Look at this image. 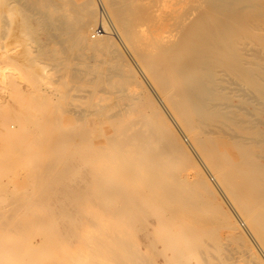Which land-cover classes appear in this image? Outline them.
Returning a JSON list of instances; mask_svg holds the SVG:
<instances>
[{"label": "rangeland", "instance_id": "obj_1", "mask_svg": "<svg viewBox=\"0 0 264 264\" xmlns=\"http://www.w3.org/2000/svg\"><path fill=\"white\" fill-rule=\"evenodd\" d=\"M73 1L0 0V264H264L257 7Z\"/></svg>", "mask_w": 264, "mask_h": 264}, {"label": "bare ground", "instance_id": "obj_2", "mask_svg": "<svg viewBox=\"0 0 264 264\" xmlns=\"http://www.w3.org/2000/svg\"><path fill=\"white\" fill-rule=\"evenodd\" d=\"M7 1H9V0H7ZM11 1H13V0H11ZM37 1V0H36ZM73 0H71V2H72ZM75 1V0H74ZM73 1V2H74ZM89 1V0H88ZM105 1H107V0H105ZM113 1V0H112ZM144 1V0H143ZM154 1V0H153ZM156 1H158L159 2V0H155L154 2L156 3ZM207 1V0H206ZM234 2L236 1V0H233ZM17 2H19V1H17ZM49 2V1H48ZM80 2H81V0H80ZM84 2V1H83ZM102 2H104L103 0H102ZM110 2V1H109ZM129 2V1H128ZM131 2V1H130ZM139 2V1H138ZM212 2V1H211ZM237 2V1H236ZM242 2L245 4V5H247V4H249L250 3V5H254L255 7H257L256 9H257V14L260 16V20H261V22L264 24V0H242ZM20 3V2H19ZM27 3V2H26ZM51 3V2H50ZM75 3H76V1H75ZM82 3V2H81ZM89 3V2H88ZM90 3H91V1H90ZM210 3V2H209ZM21 4V3H20ZM25 4V3H24ZM23 4V5H24ZM40 4V3H39ZM57 4V3H56ZM68 4H69V2H68ZM86 4V3H85ZM105 4V3H104ZM117 4V3H116ZM129 4V3H128ZM159 4H160V2H159ZM230 4V3H229ZM228 4V5H229ZM33 5H34V3H33ZM38 5V4H37ZM49 5V4H48ZM55 5V4H54ZM72 5V4H71ZM78 5H79V3H78ZM83 5V4H82ZM91 5V4H90ZM125 5V4H124ZM127 5V4H126ZM130 5V4H129ZM134 5V4H133ZM136 5V4H135ZM156 5V4H155ZM216 5V4H215ZM224 5V4H223ZM232 5V4H231ZM234 5V4H233ZM39 6V5H38ZM63 6V5H62ZM68 6H70V5H68ZM77 6V5H76ZM84 6V5H83ZM114 6V5H113ZM160 6V5H159ZM5 7H7V10L8 9H10L9 7H8V5L6 6V3H5ZM14 7V6H13ZM12 7V8H13ZM24 7V6H23ZM28 7V6H27ZM27 7H25V8H27ZM88 7H90V6H88ZM95 7V6H94ZM104 7L105 8H107V6L106 5H104ZM128 7V6H127ZM126 7V9H128ZM137 7V6H136ZM150 7V6H149ZM248 6H246V8H247ZM32 8V7H31ZM87 8V7H86ZM120 8V7H119ZM131 8V7H130ZM142 8V7H141ZM209 8V7H208ZM220 8V7H219ZM221 8H222V6H221ZM15 9V8H14ZM34 9V8H33ZM65 9V8H64ZM85 9V8H84ZM109 9V7L107 8V10ZM112 9V8H111ZM132 9V8H131ZM138 9V8H137ZM136 9V10H137ZM140 9V8H139ZM152 9V8H151ZM160 9V8H159ZM207 9V8H206ZM217 9V8H216ZM255 9V10H256ZM41 10V9H40ZM60 10V9H59ZM106 10V9H105ZM104 10V11H105ZM166 10V9H165ZM210 10V9H209ZM215 10V9H214ZM235 10H237V9H235ZM11 11H12V9L10 10V12H5L6 13V15L9 13L10 15H11ZM84 11V10H83ZM205 11H207V10H205ZM226 11V10H225ZM224 11V12H225ZM237 11H239V10H237ZM31 12V11H30ZM58 12V11H57ZM71 12V11H70ZM109 12V11H108ZM126 12V11H125ZM132 12V11H131ZM140 12V11H139ZM141 12H143V10L141 11ZM145 12V11H144ZM242 12V11H241ZM248 14H252V13H250V11L248 10ZM12 13H13V11H12ZM37 13V12H36ZM59 13V12H58ZM58 13H56L57 15H58ZM68 13V12H67ZM112 13V12H111ZM123 14H124V12H122ZM199 13V12H198ZM246 13H247V11H246ZM74 14V13H73ZM90 14V13H89ZM94 14H95V12H94ZM97 14V13H96ZM149 14V13H148ZM150 14H152L151 12H150ZM197 14V13H196ZM201 13H199V15H200ZM5 15V16H6ZM47 15V14H46ZM51 15V14H50ZM71 15V14H70ZM91 15V14H90ZM122 15V14H121ZM125 15V14H124ZM132 15H133V13H132ZM140 15V14H139ZM142 15V14H141ZM144 15V14H143ZM170 15V14H169ZM168 15V16H169ZM204 15V12H202V15H200V17H202ZM209 15V14H208ZM229 15V14H228ZM245 15V14H244ZM33 16V15H32ZM40 16V15H39ZM63 16V15H62ZM76 16V15H75ZM97 16V15H96ZM193 16H194V14H193ZM225 16H227L226 14H225ZM231 16V15H230ZM8 17V15L6 16V18ZM57 17V16H56ZM70 17V16H69ZM84 17V16H83ZM109 17H110V12H109ZM200 17H197V18H200ZM246 17V16H245ZM254 17V16H253ZM42 18V17H41ZM45 18V17H44ZM75 18V17H74ZM80 18V17H79ZM94 18V17H93ZM108 18V17H107ZM112 18V17H111ZM144 18H146V17H144ZM7 19H9V17L7 18ZM37 19V18H36ZM52 19V18H51ZM62 19V18H61ZM88 19V18H87ZM109 19V18H108ZM172 19V18H171ZM190 19V18H189ZM188 19V20H189ZM43 20V19H42ZM42 20H40V21H42ZM60 20V19H59ZM83 20V19H82ZM100 20V19H99ZM120 20V19H119ZM212 20V19H211ZM210 20V21H211ZM218 20V19H217ZM37 21V20H36ZM39 21V20H38ZM55 21V20H54ZM73 21H75V20H73ZM114 21V20H113ZM129 21V20H128ZM147 21H148V19H147ZM224 21V20H223ZM79 22V21H78ZM95 22V21H94ZM106 22H107V20H106ZM112 22V21H111ZM120 22V24H121V21H119ZM133 22V21H132ZM135 22H136V20H135ZM146 22V21H145ZM209 22V21H208ZM212 22V21H211ZM227 22V21H226ZM225 22V23H226ZM258 22V21H257ZM47 23V22H46ZM68 23V22H67ZM71 23V22H70ZM97 23V22H96ZM113 23V22H112ZM177 23H178V21H177ZM42 24V23H41ZM52 24V23H51ZM57 24H59V23H57ZM74 24V23H73ZM86 24V23H85ZM84 24V25H85ZM95 24V23H94ZM99 24V23H98ZM108 24V23H107ZM106 23H102V25H103V30H102V34L101 35H99L98 37H101L102 38V40H103V45H105V47L106 46H108L109 45V42H108V38H109V35L110 34H112V30L114 29V31H117L116 30V26L114 27V25H115V23H114V25H112V24H109V26L107 25ZM123 24V23H122ZM133 24V23H132ZM136 24V23H135ZM211 24V23H210ZM56 25V24H55ZM60 25V24H59ZM65 25V24H64ZM70 25V24H69ZM83 25V27L82 26H80L81 28H84L85 26ZM86 25H88V24H86ZM90 25V24H89ZM97 25V24H96ZM137 25V24H136ZM226 25V24H225ZM250 25V24H249ZM92 26V25H91ZM138 26V25H137ZM43 27V26H42ZM94 27V26H93ZM118 27H120V26H118ZM159 27V26H158ZM238 27V26H237ZM74 28H75V26H74ZM73 28V29H74ZM122 28V27H121ZM184 28V27H183ZM189 28H190V26H189ZM188 28V29H189ZM197 28V27H196ZM257 28V27H256ZM84 29H87V27H85ZM83 29V30H84ZM94 29H95V27H94ZM151 29V28H150ZM187 29V30H188ZM226 29H228V27L226 28ZM68 30V29H67ZM71 30V29H70ZM89 30V29H88ZM157 30L159 31V28H157ZM187 30H185V31H187ZM216 30V29H215ZM185 31H184V33H185ZM47 32V31H46ZM136 32L137 31H135V34H136ZM163 31H161L160 33H162ZM199 32V31H198ZM54 33V32H53ZM66 33V32H65ZM71 33V32H70ZM117 33L119 34L118 36L120 37V40L124 43V44H126V41L123 39V37H122V35L120 34V32H118L117 31ZM134 33V32H133ZM132 33V34H133ZM150 33H151V31H150ZM153 33V32H152ZM151 33V34H152ZM159 33V32H158ZM159 33V34H160ZM241 34V33H240ZM62 35V34H61ZM78 35V34H77ZM161 35V34H160ZM162 35H163V33H162ZM184 35V34H183ZM182 35V36H183ZM216 35V34H215ZM226 35V34H225ZM58 36V35H57ZM66 36V35H65ZM72 36V35H71ZM133 36H135V35H133ZM153 36H154V39H155V36L156 37H158L157 35H154L153 34ZM191 36V35H190ZM223 36V35H222ZM168 37H170L169 35H168ZM187 37V36H186ZM210 37H211V35H210ZM240 37V36H239ZM245 37V36H244ZM250 37V36H249ZM61 38H62V36H61ZM73 38H74V35H73ZM212 38V37H211ZM252 38V37H251ZM75 39V38H74ZM151 39V38H150ZM209 39V38H208ZM213 39V38H212ZM64 40V39H63ZM78 40V39H77ZM88 40V39H87ZM140 40V39H139ZM142 40V39H141ZM146 40V39H145ZM180 40V39H179ZM197 40V39H196ZM241 40V39H240ZM90 41V40H89ZM111 41V40H110ZM134 41V40H133ZM194 41V40H193ZM198 41V40H197ZM259 41V40H258ZM69 42V41H68ZM181 42V41H180ZM92 43H93V41H92ZM148 43V42H147ZM243 43V42H242ZM88 44V43H87ZM156 44V43H155ZM161 44V43H160ZM249 44V43H248ZM261 44V43H260ZM66 45H67V43H66ZM91 45V44H90ZM99 45V44H98ZM224 45H225V43H224ZM251 45V44H250ZM253 45V44H252ZM251 45V46H252ZM140 46L142 47V46H144V45H141L140 44ZM188 46H189V44H188ZM191 46V45H190ZM189 46V47H190ZM229 46V45H228ZM94 47V46H93ZM114 47V46H113ZM125 47V46H124ZM218 47V46H217ZM136 48H137V46H136ZM159 48V47H158ZM168 48V47H167ZM213 48V47H212ZM241 48V47H240ZM258 48V47H257ZM194 49V48H193ZM199 49V48H198ZM249 49V48H248ZM96 49H94V51H95ZM139 50V49H138ZM254 50V49H253ZM132 51H133V49H132ZM142 51V50H141ZM209 51V50H208ZM219 51H220V49H219ZM236 51V50H235ZM149 52V51H148ZM167 52V51H166ZM175 52V51H174ZM182 52V51H181ZM230 52H232L231 50H230ZM130 53H131V51H130ZM186 53V52H185ZM195 53V52H194ZM198 54V53H197ZM248 54V53H247ZM134 55V54H133ZM204 55V54H203ZM173 56V55H172ZM175 56V55H174ZM180 56V55H179ZM263 56V55H262ZM151 57V56H150ZM161 57V56H160ZM164 57V56H163ZM147 58V57H146ZM159 58V57H158ZM170 58V57H169ZM177 58V57H176ZM215 58V57H214ZM156 59V58H155ZM171 59H173V58H171ZM232 59H234V58H232ZM236 59V58H235ZM234 59V60H235ZM258 60V59H257ZM159 61V60H158ZM214 61V60H213ZM147 62V61H146ZM161 62H162V60H161ZM165 62V61H164ZM179 62H181V61H179ZM216 62V61H215ZM214 62V63H215ZM263 62V61H262ZM158 63V62H157ZM217 63V62H216ZM152 64H154V63H152ZM175 64V63H174ZM220 64V63H219ZM145 64H143V66H144ZM156 65V64H155ZM212 65V64H211ZM215 65V64H214ZM235 65V64H234ZM243 65V64H242ZM174 66V65H173ZM216 66V65H215ZM220 65H218V67H219ZM249 66V65H248ZM162 67H164L163 66V64H162ZM241 67V66H240ZM154 68H156V67H154ZM159 68V67H158ZM161 68V67H160ZM180 68V67H179ZM182 68V67H181ZM221 68V67H220ZM46 70V69H45ZM154 70V69H153ZM180 70V69H179ZM212 70V69H211ZM263 70V69H262ZM159 71V70H158ZM157 71V72H158ZM164 71V70H163ZM175 71V70H174ZM183 71V70H182ZM232 71H234V70H232ZM181 72V71H180ZM162 73V72H161ZM189 73V72H188ZM233 73V72H232ZM235 73V72H234ZM192 74V73H191ZM195 74V73H194ZM179 75H180V73H179ZM185 75V74H184ZM187 75V74H186ZM148 76V75H147ZM167 77H168V75H166ZM181 76V75H180ZM198 76V75H197ZM217 76V75H216ZM146 77V76H145ZM186 77V76H185ZM185 77H183L184 79H185ZM264 77V76H263ZM250 78V77H249ZM256 78V77H255ZM258 79V78H257ZM152 80V79H151ZM163 80V79H162ZM190 80V79H189ZM204 80V79H203ZM255 80V79H254ZM263 80V79H262ZM170 81V80H169ZM236 81V80H235ZM149 82V81H148ZM171 82V81H170ZM195 84V83H194ZM251 84V83H250ZM218 85V84H217ZM234 85V84H233ZM241 85V84H240ZM247 85V84H246ZM254 85V84H253ZM165 86V85H164ZM223 86V85H222ZM249 86V85H248ZM256 86V85H255ZM163 87V86H162ZM226 87H228V86H226ZM258 87V86H257ZM173 88V87H172ZM194 88V87H193ZM213 88V87H212ZM171 90V89H170ZM173 90V89H172ZM175 90V89H174ZM186 91V90H185ZM164 92V91H163ZM158 93V96L160 97V99H161V101H162V104L163 103H165V100L162 98L163 96H161L160 95V93L159 92H157ZM174 93V92H173ZM187 93V92H186ZM192 93V92H191ZM224 93V92H223ZM235 93V92H234ZM257 93V92H256ZM170 94H172V93H170ZM214 94V93H213ZM238 94H240V93H238ZM242 94V93H241ZM249 94V93H248ZM175 95V94H174ZM261 95V94H260ZM168 97H169V95H168ZM167 97V98H168ZM228 97V96H227ZM159 99V98H158ZM173 99V98H172ZM197 99V98H196ZM249 99V98H248ZM264 99V98H263ZM167 100V99H166ZM183 100V99H182ZM225 100V99H224ZM168 101V100H167ZM172 101V100H171ZM196 101V100H195ZM219 101V100H218ZM227 101V100H226ZM159 102V101H158ZM179 102V101H178ZM212 102V101H211ZM264 102V101H263ZM154 103V102H153ZM156 103V102H155ZM184 103V102H183ZM214 104V103H213ZM217 104V103H216ZM158 105V104H157ZM169 105V104H168ZM179 105V104H178ZM191 105V104H190ZM240 105V104H239ZM161 106H163V105H161ZM254 106V105H253ZM185 107V106H184ZM189 107V106H188ZM191 107V106H190ZM261 107V106H260ZM259 107V108H260ZM172 108H173V106H172ZM160 109V108H159ZM181 109V108H180ZM192 109H193V107H192ZM253 109V108H252ZM162 110V109H161ZM160 110V111H161ZM209 110V109H208ZM261 110H263V109H261ZM182 112H183V110H181ZM185 111V110H184ZM250 111H253V110H250ZM162 112V111H161ZM194 112V111H193ZM259 112V111H258ZM175 113V112H174ZM177 114V113H176ZM247 114H249L248 112H247ZM150 115V114H149ZM256 115V113L254 114V116ZM181 116V115H180ZM188 117V116H187ZM253 117V116H252ZM257 117H258V115H257ZM256 117V118H257ZM261 117H263V116H261ZM153 118V117H152ZM189 118V117H188ZM221 118V117H220ZM164 119V118H163ZM175 119V118H174ZM237 119V118H236ZM263 119H264V117H263ZM144 120V119H143ZM157 120V119H156ZM190 120V119H189ZM217 120H218V118H217ZM191 121V120H190ZM252 121V120H251ZM258 121H260V120H258ZM175 122V121H174ZM186 122V121H185ZM262 122V121H261ZM260 122V123H261ZM143 123V122H142ZM164 123V122H163ZM198 123V122H197ZM259 123V122H258ZM153 124V123H152ZM166 124V123H165ZM204 124V123H203ZM226 124V123H225ZM228 124V123H227ZM263 124V123H262ZM60 125V124H59ZM154 125V124H153ZM162 125V124H161ZM171 125V124H170ZM264 125V124H263ZM139 126V125H138ZM142 126V125H141ZM143 126H145L144 124H143ZM186 126V125H185ZM217 126H219V125H217ZM162 127V126H161ZM160 127V128H161ZM171 127H173V126H171ZM220 127V126H219ZM159 128V129H160ZM174 128V127H173ZM194 128V127H193ZM223 128V127H222ZM18 129H19V127H18ZM60 129V128H59ZM70 129V128H69ZM162 129H163V127H162ZM161 129V130H162ZM189 129V128H188ZM203 129V128H202ZM9 130V129H8ZM130 130V129H129ZM147 130V129H146ZM164 130V129H163ZM214 130V129H213ZM224 130H226V129H224ZM242 130V129H241ZM170 131V130H169ZM13 133H14V131H12ZM51 132V131H50ZM136 132V131H135ZM134 132V133H135ZM247 132V131H246ZM7 133V132H6ZM132 133V132H131ZM195 133V132H194ZM204 133V132H203ZM12 133L10 132V135H11ZM133 134V133H132ZM176 134V133H175ZM230 134V133H229ZM61 135H63V133L61 134ZM135 135V134H134ZM134 135H132V136H134ZM138 135V134H137ZM136 135V136H137ZM178 135V134H177ZM184 135V134H183ZM198 135V134H197ZM196 135V136H197ZM204 135H206V134H204ZM204 135H203V137H204ZM73 136V135H72ZM179 136V135H178ZM177 136V137H178ZM195 136V137H196ZM199 136V135H198ZM197 136V137H198ZM3 137V136H2ZM10 137H12V136H10ZM70 137V136H69ZM148 137V136H147ZM159 137V136H158ZM161 137V136H160ZM195 137H193L194 139H195ZM196 137V138H197ZM74 138V137H73ZM114 138V137H113ZM117 138V137H116ZM134 138V137H133ZM187 138H189V137H187ZM240 138V137H239ZM120 139V138H119ZM154 139V138H153ZM152 139V140H153ZM157 139V138H156ZM155 139V140H156ZM190 139V138H189ZM194 139H193V141H194ZM205 139V138H204ZM203 139V140H204ZM264 139V138H263ZM126 140V139H125ZM170 140V139H169ZM174 140V139H173ZM180 140V139H179ZM237 140V139H236ZM254 140V139H253ZM58 141V140H57ZM130 141V140H129ZM132 141H133V139H132ZM161 141H163V140H161ZM182 141V140H181ZM255 141V140H254ZM68 142H71V141H68ZM128 142V141H127ZM152 142V141H151ZM154 142V141H153ZM152 142V143H153ZM164 142V141H163ZM171 142V141H170ZM236 142V141H235ZM256 142H258L257 140H256ZM119 143V142H118ZM155 143V142H154ZM60 144V143H59ZM65 144H66V142H65ZM69 145H70V143H68ZM125 144H126V146H127V143H126V141H125ZM141 144V143H140ZM182 144H184V143H182ZM219 144V143H218ZM56 145V144H55ZM68 145V147L69 148H71V146H69ZM131 145V144H130ZM188 145H191L190 143L188 144ZM253 145V144H252ZM109 146V145H108ZM163 146V145H162ZM196 146V145H195ZM243 146V145H242ZM245 146V145H244ZM75 147V146H74ZM106 147V146H105ZM125 147V146H124ZM133 147V146H132ZM135 147H136V145H135ZM171 147V146H170ZM113 148V147H112ZM126 148V147H125ZM142 148H143V146H142ZM191 148V147H190ZM202 148V147H201ZM241 148V147H240ZM66 149V148H65ZM135 149V148H134ZM156 149H157V151H158V148L156 147ZM191 149H193V148H191ZM246 149V148H245ZM58 150V149H57ZM64 150V149H63ZM111 150V149H110ZM126 150H127V148H126ZM152 150V149H151ZM181 150V149H180ZM201 150V149H200ZM105 151H107V150H105ZM109 151V150H108ZM114 151V150H113ZM57 152V151H56ZM65 152V151H64ZM220 152V151H219ZM257 152V151H256ZM177 153V152H176ZM183 153V152H182ZM196 153V152H195ZM203 153H205V152H203ZM210 153V152H209ZM209 153H206V154H209ZM255 153V152H254ZM58 154V153H57ZM175 154V153H174ZM198 154V153H197ZM197 154H195V155H197ZM211 154V153H210ZM59 155V154H58ZM108 155V154H107ZM119 155V154H118ZM140 156H141V154H139ZM223 155V154H222ZM109 156V155H108ZM117 156V155H116ZM130 156H132L131 154H130ZM138 156V155H137ZM198 156V155H197ZM224 156V155H223ZM244 157V156H243ZM259 157V156H258ZM128 158H130V157H128ZM134 158H135V156H134ZM138 158V157H137ZM171 158V157H170ZM190 158V157H189ZM198 158H199V156H198ZM213 158V157H212ZM227 158V157H226ZM241 158V157H240ZM260 158V157H259ZM114 159V158H113ZM121 160H122V158H120ZM172 159V158H171ZM203 159V158H202ZM147 160V159H146ZM162 160V159H161ZM161 160H160V162H161ZM170 160V159H169ZM168 160V161H169ZM190 160V159H189ZM204 160V159H203ZM123 161V160H122ZM128 161V160H127ZM134 161V160H133ZM132 161V162H133ZM138 161V160H137ZM164 161V160H163ZM166 161V160H165ZM164 161V162H165ZM185 162H186V160H184ZM196 161V160H195ZM199 162H200V160H198ZM242 161H243V159H242ZM124 162V161H123ZM128 162H130V161H128ZM156 162V161H155ZM184 162V163H185ZM207 162V161H206ZM231 162H232V160H231ZM122 163V162H121ZM136 163V162H135ZM154 163V162H153ZM201 163V162H200ZM218 163V162H217ZM239 163V162H238ZM243 163V162H242ZM248 163V162H247ZM19 164V163H18ZM24 164V163H23ZM139 164V163H138ZM220 164H222V163H220ZM157 165H158V163H157ZM175 165V164H174ZM202 165H204L203 163H202ZM224 165V164H223ZM243 165V164H242ZM22 166V165H21ZM63 166V165H62ZM122 166H123V164H122ZM132 166V165H131ZM145 166V165H144ZM149 167H150V165H148ZM196 166V165H195ZM197 166H198V164H197ZM231 166V165H230ZM233 166V165H232ZM23 167H24V165H23ZM135 167V166H134ZM137 167V166H136ZM147 167V166H146ZM200 167V166H199ZM204 168H207V165L206 166H203ZM227 167V166H226ZM234 167H236V166H234ZM132 168V167H131ZM153 168V167H152ZM151 168V169H152ZM259 168V167H258ZM35 169H36V167H35ZM128 169V168H127ZM133 169V168H132ZM157 169V168H156ZM209 169V168H208ZM225 169H227V168H225ZM15 169H13V171H14ZM105 171H106V169H104ZM148 170H150V169H148ZM188 170V169H187ZM224 170V169H223ZM243 170V169H242ZM246 170H247V168H246ZM130 171V170H129ZM128 171V172H129ZM142 171V170H141ZM146 171V170H145ZM173 171V170H172ZM208 171V170H207ZM239 171V170H238ZM248 171V170H247ZM15 172V171H14ZM138 172V171H137ZM176 172V171H175ZM227 172V171H226ZM253 172V171H252ZM156 173V172H155ZM190 173V172H189ZM211 173H212V171H211ZM220 173V172H219ZM166 174V173H165ZM171 174V173H170ZM184 174V173H183ZM193 174V173H192ZM201 174V173H200ZM223 174V173H222ZM8 175V174H7ZM139 175V174H138ZM142 175V174H141ZM152 175V174H151ZM188 175V174H187ZM198 175V174H197ZM14 176V175H13ZM119 176V175H118ZM149 176V175H148ZM153 176V175H152ZM158 176V175H157ZM166 176V175H165ZM164 176V177H165ZM201 176V175H200ZM210 176V175H209ZM231 176V175H230ZM240 176H241V174H240ZM132 177V176H131ZM226 177V176H225ZM264 177V176H263ZM4 178V177H3ZM159 178V177H158ZM184 178V177H183ZM204 178H206V176L204 177ZM221 178V177H220ZM241 178V177H240ZM261 178V177H260ZM1 179V178H0ZM6 179V178H5ZM151 179H152V177H151ZM154 179V178H153ZM165 179H166V177H165ZM191 179V178H190ZM228 179V178H227ZM138 180V179H137ZM142 180V179H141ZM175 179H173V181H174ZM183 180V179H182ZM200 180V179H199ZM211 180V179H210ZM229 180V179H228ZM260 180V179H259ZM8 181V180H7ZM143 181V180H142ZM149 181V180H148ZM172 181V182H173ZM209 181V180H208ZM230 181H231V179H230ZM236 181V180H235ZM138 182V181H137ZM152 182V181H151ZM153 182H154V180H153ZM156 182V181H155ZM163 182V181H162ZM171 182V181H170ZM189 181H187L186 183H188ZM202 182V181H201ZM144 183V182H143ZM164 183H166V182H164ZM191 183V182H190ZM189 183V184H190ZM211 183V182H210ZM152 184V183H151ZM158 184V183H157ZM168 184H169V182H168ZM171 184V183H170ZM192 184V183H191ZM214 184H215V182H214ZM213 184V185H214ZM228 184H229V182H228ZM250 184V183H249ZM264 184V183H263ZM146 185V184H145ZM149 185V184H148ZM164 185H166V184H164ZM176 185V184H175ZM187 185V184H186ZM210 185H212V184H210ZM225 185V184H224ZM234 185V184H233ZM258 185H260V184H258ZM144 186V185H143ZM152 186V185H151ZM163 186V185H162ZM161 186V187H162ZM153 187V186H152ZM155 187V186H154ZM191 187V186H190ZM199 187V186H198ZM210 187V186H209ZM253 187V186H252ZM255 187H256V185H255ZM160 188V187H159ZM170 188V187H169ZM216 188H218V187H216ZM260 188V187H259ZM258 188V189H259ZM187 189H189L188 187H187ZM197 189V188H196ZM219 189V188H218ZM232 189V188H231ZM230 189V190H231ZM242 189V188H241ZM244 189V188H243ZM243 189L241 190V191H243ZM257 189V188H256ZM195 190V189H194ZM220 190V189H219ZM238 190V189H237ZM151 191V190H150ZM161 191V190H160ZM221 191V190H220ZM231 191H233V190H231ZM204 192V191H203ZM227 192H229V191H227ZM240 192V191H239ZM158 193V192H157ZM156 193V194H157ZM175 193V192H174ZM188 193V192H187ZM244 193H245V190H244ZM125 194V193H124ZM142 194V193H141ZM176 194V193H175ZM132 195V194H131ZM178 195V194H177ZM186 195H188V194H185V196ZM191 195V194H190ZM211 195V194H210ZM244 195V194H243ZM246 195V194H245ZM254 195V194H253ZM257 195H258V193H257ZM155 196V195H154ZM154 196H152V199H153V197ZM158 196V195H157ZM160 196V195H159ZM163 196V198H165L164 197V195H162ZM168 196V195H167ZM207 196H209V195H207ZM219 196V195H218ZM105 197V196H104ZM245 197V196H244ZM257 197V196H256ZM155 198V197H154ZM196 198H198V196L196 197ZM210 198V197H209ZM231 198V197H230ZM255 198V197H254ZM159 199V198H158ZM199 199H201V198H199ZM246 199V198H245ZM155 201V200H154ZM163 201V200H162ZM235 201V200H234ZM257 201V200H256ZM149 202H150V200H149ZM237 202V201H236ZM245 202V201H244ZM255 202V201H254ZM132 203V202H131ZM177 203V202H176ZM193 203H195V202H193ZM202 203V202H201ZM215 203V202H214ZM249 203V202H248ZM261 203V202H260ZM126 204V203H125ZM141 204V203H140ZM152 204H153V202H152ZM219 204V203H218ZM257 204V203H256ZM116 205V204H115ZM138 205V204H137ZM154 205V204H153ZM164 205H165V203H164ZM173 205V204H172ZM202 205H205V204H202ZM217 205V204H216ZM221 205H223V204H221ZM127 206H128V204H127ZM133 206V205H132ZM165 206H167V204L165 205ZM237 206V205H236ZM236 206H234V207H236ZM248 206V205H247ZM257 206V205H256ZM263 206V205H262ZM155 207V206H154ZM160 207V206H159ZM264 207V206H263ZM177 208V207H176ZM200 208H201V206H200ZM202 208H203V206H202ZM218 208V207H217ZM238 208V207H237ZM236 208V209H237ZM136 209V208H135ZM184 209V208H183ZM186 209V208H185ZM187 209H189V207H187ZM149 210V209H148ZM157 210V209H156ZM170 210V209H169ZM176 210V209H175ZM179 210V209H178ZM182 210V209H181ZM203 210V209H202ZM201 210V211H202ZM232 210V209H231ZM243 210V209H242ZM157 211H159V210H157ZM174 211V210H173ZM190 211H193V210H190ZM235 211V210H234ZM237 211V210H236ZM258 211V210H257ZM112 212V211H111ZM120 212V211H119ZM149 212H150V210H149ZM163 212H165L164 210H163ZM162 212V213H163ZM227 212V211H226ZM229 212V211H228ZM262 212V211H261ZM118 213V212H117ZM116 213V214H117ZM121 213H122V211H121ZM152 213V212H151ZM251 213H252V211H251ZM255 213H257V212H255ZM120 214V213H119ZM229 214V213H228ZM260 214H262V213H260ZM80 215V214H79ZM122 215V214H121ZM120 215V216H121ZM226 215V214H225ZM235 215V214H234ZM123 216V215H122ZM131 216V215H130ZM137 216V215H136ZM173 216V215H172ZM230 216V215H229ZM235 216H238L239 217V215H235ZM260 216V215H259ZM259 216H254V217H259ZM133 217V216H132ZM149 217V216H148ZM153 217V216H152ZM236 218V217H235ZM241 218H242V216H241ZM244 218H246V217H244ZM249 218V217H248ZM260 218V217H259ZM264 218V217H263ZM119 219H120V217H119ZM122 219V218H121ZM227 219V218H226ZM232 219V218H231ZM257 219V218H256ZM228 220V219H227ZM233 220V219H232ZM241 219L239 218L237 221H239L240 223H241V221H240ZM263 220V219H262ZM231 221V220H230ZM234 221V220H233ZM244 222V221H243ZM246 222V221H245ZM259 221L258 220H252V223L253 224H255V225H257L258 226V224L260 225V223H258ZM248 224V223H247ZM233 226V225H232ZM240 226H241V224H240ZM248 226V225H247ZM264 226V225H263ZM260 227V226H259ZM230 228V227H229ZM241 228V227H240ZM255 228H256V226H255ZM261 228V227H260ZM264 228V227H263ZM244 229H246V228H244ZM251 229V228H250ZM257 229V228H256ZM237 230V229H236ZM242 230V229H241ZM255 230V229H254ZM246 231H247V229H246ZM237 232V231H236ZM235 232V233H236ZM248 232V231H247ZM238 233H239V231H238ZM246 233V232H245ZM255 233V232H254ZM250 234V233H249ZM256 234V233H255ZM263 234H264V232H263ZM243 236V235H242ZM260 237V236H259ZM174 239V238H173ZM259 239V238H258ZM261 239H262V236H261ZM176 241V240H175ZM259 242V241H258ZM180 244H182V243H180ZM263 246H264V244H263ZM254 248H255V246H254ZM256 249V248H255ZM264 250V249H263ZM257 251V250H256ZM248 254H246V256H247ZM124 257V256H123ZM126 257V256H125ZM249 258V257H248ZM122 259V258H121Z\"/></svg>", "mask_w": 264, "mask_h": 264}, {"label": "built area", "instance_id": "obj_3", "mask_svg": "<svg viewBox=\"0 0 264 264\" xmlns=\"http://www.w3.org/2000/svg\"><path fill=\"white\" fill-rule=\"evenodd\" d=\"M102 34V30L101 29H96L95 31H94V34H93V36H94V38H96V37H98L99 35H101Z\"/></svg>", "mask_w": 264, "mask_h": 264}]
</instances>
